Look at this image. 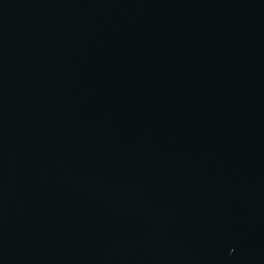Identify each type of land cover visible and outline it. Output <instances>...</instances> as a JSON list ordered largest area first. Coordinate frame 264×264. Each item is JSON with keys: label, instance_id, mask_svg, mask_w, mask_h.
<instances>
[{"label": "water", "instance_id": "water-1", "mask_svg": "<svg viewBox=\"0 0 264 264\" xmlns=\"http://www.w3.org/2000/svg\"><path fill=\"white\" fill-rule=\"evenodd\" d=\"M0 264H264V0H0Z\"/></svg>", "mask_w": 264, "mask_h": 264}]
</instances>
